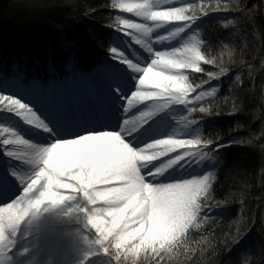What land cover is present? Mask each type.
<instances>
[{
	"label": "snow or ice",
	"instance_id": "6c2138e0",
	"mask_svg": "<svg viewBox=\"0 0 264 264\" xmlns=\"http://www.w3.org/2000/svg\"><path fill=\"white\" fill-rule=\"evenodd\" d=\"M111 7L152 22L137 23L116 17L119 31L132 36L136 44L153 56L150 63L141 66L119 46L110 48L112 58L126 66L123 71L136 82L134 90L124 91L121 68L104 61L91 71L79 69V79L91 84V108L71 115L53 111L50 117H45L37 102L43 103L44 97L63 88L65 83L25 81L17 72L9 74L0 65V108L48 133L50 138L49 146H42L25 139L15 127H0V143L5 146L6 156L33 166L28 174L18 170L20 166L8 163L7 175L0 176V210L5 220L0 234V262L9 250L11 235L30 214L46 203L60 205L74 200L80 193L87 202L83 211L98 234L96 244L100 247L99 253L89 256L102 253L109 257L110 264L113 258L117 264H123L121 257H137L141 252L151 254L155 264L162 261L168 264V260L187 248L192 230H200L209 219L202 213L212 199L213 172L185 173L193 164L204 162L199 154H211L208 149L214 146V140L199 134L187 140L176 139L172 133L145 143L147 137L141 131L173 105L189 104V93L196 92L201 84L193 86L185 70L200 73L201 62L218 64V58L204 55L198 42L156 51L145 37L150 38L154 29L160 28L161 20L183 22L172 32L173 38L178 37L200 19L197 12L207 16L208 11L203 3L178 7L173 0H112ZM220 9L217 3L212 10ZM192 41H196L195 36ZM62 45L69 50L78 48V42L72 38H63ZM69 60L74 66L78 64L75 51ZM17 66L18 61H13L12 67ZM226 72L221 67L219 72L207 75L218 79ZM216 91V88L208 93L201 91L195 100H203ZM141 105L144 107L136 115L133 110ZM189 111L208 113L211 109L190 107ZM129 113L132 114L122 119V115ZM9 145L13 148L9 149ZM177 148L183 151L176 152ZM170 152L175 155L168 157L167 163L160 160ZM94 178L105 182L99 183ZM17 182L22 185L19 190ZM37 185L43 190H38ZM62 189L72 190V195H64ZM100 201L103 204L97 207ZM101 208L108 209L103 219L96 211ZM125 217L136 218V223L129 225ZM161 224L166 226L160 229Z\"/></svg>",
	"mask_w": 264,
	"mask_h": 264
},
{
	"label": "trees",
	"instance_id": "16d2710c",
	"mask_svg": "<svg viewBox=\"0 0 264 264\" xmlns=\"http://www.w3.org/2000/svg\"><path fill=\"white\" fill-rule=\"evenodd\" d=\"M263 2L251 0L250 4L255 12L252 23L262 43L251 60L245 61L247 47L221 23L210 20L198 24L202 52L218 58V64H203L202 72L190 74V83L207 82L208 72L227 69L219 77L220 89L191 106L211 111L190 112L188 121H196L200 136L223 145L208 149L214 180L207 208L217 209L216 214L207 215L209 219L200 230H192L187 248L168 264H264ZM31 3L0 0V65L9 74L31 75L53 69L64 75L72 51L88 66L99 64L97 53L110 51L109 28L117 22L112 0H45L38 7ZM63 38L75 39L78 48L63 47ZM13 61H18L15 68ZM245 214H251V226L237 229L234 220L244 219Z\"/></svg>",
	"mask_w": 264,
	"mask_h": 264
},
{
	"label": "rangeland",
	"instance_id": "374dc122",
	"mask_svg": "<svg viewBox=\"0 0 264 264\" xmlns=\"http://www.w3.org/2000/svg\"><path fill=\"white\" fill-rule=\"evenodd\" d=\"M44 1L45 0H31L32 2L31 4L33 7H38ZM173 2L178 7L183 6L185 3H194V4L203 3V5L206 7V10L208 11V15L205 16L204 13L202 12H197V15L199 17L206 18L204 19V21H206L207 19H210V20L215 19L218 23H221L225 28H228L229 30H231L234 36L239 38L248 48L249 57H247L245 61L251 60V58L254 55H256L257 52L259 51L262 45L261 38H260L261 36L257 32L255 25L252 23V16L254 15L255 12L252 10V8H250L251 0H173ZM217 3L221 5V9L219 11H213L212 9L215 7ZM208 5H211L212 7L209 8L207 7ZM243 8L245 9V11L244 10L242 11ZM238 10L239 11L241 10L242 12L240 11L239 13ZM120 12H121V15L123 14L125 16V17L122 16V19H126V14H124V12L121 10ZM196 22H198V20ZM195 23H193L191 27L186 29L188 33L185 36L186 39L183 41V45H181V47H183L187 43L198 42L197 39L196 41H192V37L194 36L193 35L194 26L193 25ZM117 30L119 32L120 40L117 39L114 45L119 46V48L121 47V50L124 52L125 51L128 52V49L133 51L134 46H131L130 48H126L124 47L122 43V41L125 42V40L127 39L130 40L131 38H132L131 41H135L133 37L130 36L131 37L130 38L129 35H127V37L126 35L122 36L121 34L122 32L119 31V29ZM137 56L138 54L134 55L135 58H133V61L136 63H140L141 66H146L147 63H150V62H147L144 58H140ZM109 59L111 61L113 60L117 66L122 65V64H119L118 61L112 58V54L109 57ZM203 64L205 63L201 62V68ZM212 67L214 71L218 70L214 66ZM123 69L124 68H121L122 71ZM123 73L126 78V80L123 79V84H124L125 90H128L129 88H131L132 84L135 81L126 72L123 71ZM193 73H196V72L191 69L185 70V74H187L188 76H190V74H193ZM207 78L208 80H212V78H209V77ZM72 81L73 80H71V82ZM71 82L70 80H68V82H65V83L66 85L69 86ZM195 85L196 84H193V86ZM213 88H216L217 90L219 89V82L217 80H213L212 83L207 86L202 85L200 88H197L196 92H190L188 95V100H189L188 105H173L172 107L169 108L170 110L168 109L169 110L168 115L170 116V119H172L169 121L173 122L172 126H177L176 134L178 135L176 139L187 140V139H191L197 134L200 135L199 128L193 127L192 125L185 126L184 123L182 122V119L187 117L186 112H187L188 106H190L193 103L198 102L195 100V97L201 91L208 93V92H211ZM10 91H15V89H10ZM40 105H43V103H40ZM0 109L2 110V108ZM171 117H174V119ZM18 125H19L18 122L15 123V120H11L9 124L7 123L6 126L4 127L17 128ZM4 147L5 146H3L2 143H0V153H2L4 156L2 158L0 157V168L5 171L6 175H7L8 163L12 164L13 166H20L18 170L24 173L31 174L33 166L26 165L22 162H19L17 164L16 162H14L15 158H9L6 156ZM186 147H190V146L186 145ZM175 151L182 152L183 149L177 148ZM174 155H175V152H170L168 153L167 157L162 156L160 157V159L163 160L164 163H167L168 157H174ZM199 155L203 158L204 162H202L201 164H193L191 167L187 169V172L185 173L186 175H206L208 173V172L205 173V171L207 170V160H206L207 157L203 155V152H201ZM94 180H97L99 183L105 182L104 180H101L99 178H94ZM21 187L22 185H19L17 182L16 183L17 190H19ZM37 189L43 190V189H39V185H37ZM61 191L64 195H72V190L70 189H62ZM20 195H23V193L20 192ZM81 196H82V193H80L76 199L68 200L60 205H52L50 203H46L44 206L40 208L38 212H34L33 214H30L29 217H27L25 221H23L22 224L18 227L16 232L11 235L10 237L11 245L9 247V250L5 254L4 260L0 262V264H57L55 260L57 255L60 257L59 264H110L109 259L103 258L99 256V254L89 256L90 253H97L96 248L99 247L97 244L94 245L95 241L93 240L91 236H88V235L81 236L78 232L73 231L68 236L66 246L56 241L57 243H55V245H57L58 247L56 246L49 247L41 243L40 239H38V236H39L38 232H39V229L41 228V225H43L44 214L46 213H48L51 216H56L57 218H61L66 223L78 222L79 217H80V212H81V202L83 200ZM102 204H103V201H100L97 207L101 206ZM216 209L217 208L209 210L208 208H205L202 214L203 215L216 214ZM96 211L98 212L100 219H103L104 216H106L108 213L107 208H101ZM250 217H252L251 214H245V216L243 217L244 219H235L234 223L237 229H239L240 226H244V225H247V227L249 228L251 226V222L249 220ZM111 219L114 220L115 217H112ZM125 219L127 220L129 225H133L136 223V218L134 217H125ZM89 226L91 227L90 224ZM165 226H166L165 224H161L159 225V228L162 229ZM4 228H5V220L2 214V210H0V234L3 233ZM92 229L95 232V229L94 228ZM96 235L98 237L97 233ZM25 246L27 248L26 255L24 253L25 250H23ZM53 249L55 251L59 250L60 252H58V254L56 255L53 253ZM32 252L39 253V256L34 258L31 255ZM121 260L123 264H151V261H154V258L151 256V254L146 255L143 252H141V254L137 257H132L131 255H128L126 258L121 257ZM113 264L115 263L113 262Z\"/></svg>",
	"mask_w": 264,
	"mask_h": 264
},
{
	"label": "bare ground",
	"instance_id": "6f19581e",
	"mask_svg": "<svg viewBox=\"0 0 264 264\" xmlns=\"http://www.w3.org/2000/svg\"><path fill=\"white\" fill-rule=\"evenodd\" d=\"M168 6L169 5H163V7H168ZM126 19L134 20L137 23H149V24L152 23L151 21H145L142 17H136L133 13H126ZM182 23L183 22H172V21L161 20L160 28L154 29V32L151 34V37L150 38L146 37V39L148 40L149 43L152 44L154 50H156V51H170V50H173L176 48H181V43H180L181 40L180 39H184V37H185L184 33H182L178 37L173 38L172 32L177 27V24H182ZM161 30H163L164 32L160 33ZM129 31L133 32L135 35H139V33H135V30H129ZM121 34L126 35L124 32H122ZM166 39H169V40H166ZM136 46L138 48H143L141 45H138V44H136ZM152 58H153L152 54L148 53L147 62H150V60ZM135 83L136 82H134L132 84L131 88L126 90V92L130 91V90H134ZM145 103H147V102H145ZM125 104H126V101H125ZM143 107H144V105H141L136 110H133V112H135V114L138 115L140 109ZM39 109L41 111V114L43 115L44 112L42 113V109L40 107H39ZM37 114L39 115L40 113L38 112ZM131 114L132 113H129V114H127V116L122 115V119L128 118V116H130ZM44 115H45V113H44ZM43 116L41 118H43ZM172 125H173L172 123H168V125H165L164 126L165 128H162L161 131H159V129H156V130H154V133H152L151 131H147L145 129H142L141 131L144 132V134L147 137V139L144 142L145 143L150 142L151 140L156 139V138H167V136L171 135L172 133L176 134L177 126H172ZM16 130L18 132H20V134L23 135L25 137V139H29L33 143H37V144L42 145V146H49V144L48 145L43 144L44 140L47 143H49V139H46L47 138L45 135L46 132H43L42 130H40V132H37V131H39L38 129H35L34 126L27 125L26 122H24V125H22V127H20V128L17 127ZM177 135L178 134H176L174 138H176ZM7 147L10 149L13 148V146H11V145H9ZM17 162H19V161H17ZM22 163H23V161H22ZM26 165H28V164H26Z\"/></svg>",
	"mask_w": 264,
	"mask_h": 264
}]
</instances>
